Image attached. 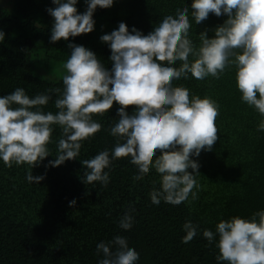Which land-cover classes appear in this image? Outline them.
<instances>
[{"label":"trees","instance_id":"16d2710c","mask_svg":"<svg viewBox=\"0 0 264 264\" xmlns=\"http://www.w3.org/2000/svg\"><path fill=\"white\" fill-rule=\"evenodd\" d=\"M191 4L192 0H113L110 8H96L91 33L53 43L54 19L46 11L55 7L52 0H0V31L5 34L0 42V97L17 87L24 88L30 98L50 94L52 99L40 110L55 114L54 101L59 94L52 90L63 91L62 79L50 82L34 75L31 64L35 56L60 65L70 58L68 45L75 44L95 53L111 71V50L100 37L117 30L121 22L129 32L135 28L147 35L164 16L175 18L178 9L187 7L192 23L190 39L199 47V34L207 31V37L213 38L214 29L227 16L210 13L196 24L190 15ZM76 8L83 14L87 3ZM174 66L179 67V62ZM235 73V66H230L219 80L207 77L199 81L189 74L187 80L173 81V86L188 88L190 98L210 97L219 105L216 143L211 151L202 150L198 157H191L199 164L196 179L201 185L198 199L191 204L171 205L161 200L154 205L150 192L161 188V177L151 168L142 180H134L139 169L130 157L113 160L104 170L109 175L106 186L82 182L88 170L81 161L106 149L111 157L117 143L110 134L119 119L120 106L115 102L103 116H93L102 128L82 142L77 159L57 167L48 165L56 159L62 130L52 125L51 155L31 170L33 176H44L39 184L27 181V164L8 168L0 160V264H99L104 257L97 253V244L110 243L116 236L126 238L128 246L138 252L136 264H227L216 259L220 254L218 236L209 244L203 231L215 233L221 220H250L254 213L264 211V131L257 130L264 117L241 101ZM126 111L131 115L135 108L129 106ZM72 200L76 204L70 207ZM125 213L133 217L128 230L119 227ZM189 221L197 226V235L183 243V225Z\"/></svg>","mask_w":264,"mask_h":264},{"label":"clouds","instance_id":"9594fccd","mask_svg":"<svg viewBox=\"0 0 264 264\" xmlns=\"http://www.w3.org/2000/svg\"><path fill=\"white\" fill-rule=\"evenodd\" d=\"M86 3V11L78 14L77 0H52L55 7L46 10L54 19L50 42L91 33L96 8H110L113 0ZM191 8L196 24L205 21L210 13L227 16L214 29L213 38L207 37V31L199 34V47L190 39L192 23L187 7L178 9L175 18L164 16L147 35L135 28L129 32L121 22L117 30L100 37L111 50V71L84 46L68 45L71 54L63 65L67 72L62 77L63 91L52 90L59 94L54 101L58 109L55 114L40 110L52 99L50 94L30 98L24 88L17 87L0 97V160L4 165L11 168L13 164H27V181L39 184L44 176H33L31 170L51 155L48 145L53 142L52 125L62 130L58 154L48 165L57 167L77 159L82 142L102 128L93 116H103L115 102L120 106L119 119L110 134L117 143L111 157L106 149L81 161L88 170L82 182L106 186L109 175L104 170L111 167L113 160L130 157L139 169L134 180H142L151 168L160 175L161 188L150 192L154 205L161 200L179 205L198 199L199 164L191 157H198L202 150L211 151L216 143L219 105L210 97L190 98V90L173 86V81L187 80L189 74L199 81L207 77L219 80L226 68L235 66L241 101L264 117V0H192ZM4 36L0 31V42ZM177 62L179 67L174 66ZM129 106L135 108L131 115L126 111ZM257 130L264 131V120ZM75 204V200L69 202L70 207ZM132 223L133 217L125 213L119 227L128 230ZM183 228L186 235L182 242L188 243L197 235V226L189 221ZM203 236L209 244L218 236V261L264 264V211L254 213L250 220H221L215 233L205 229ZM97 253L104 257L99 264H136L139 259L138 252L121 236L110 243H98Z\"/></svg>","mask_w":264,"mask_h":264},{"label":"rangeland","instance_id":"374dc122","mask_svg":"<svg viewBox=\"0 0 264 264\" xmlns=\"http://www.w3.org/2000/svg\"><path fill=\"white\" fill-rule=\"evenodd\" d=\"M79 4H86V0H77V4L75 6H79ZM38 57L41 56H35L36 59L35 62L31 64V70L32 73L40 79L54 82L62 79L63 75L67 74L63 67L66 62L60 65H55L54 63H46L43 59H39Z\"/></svg>","mask_w":264,"mask_h":264}]
</instances>
